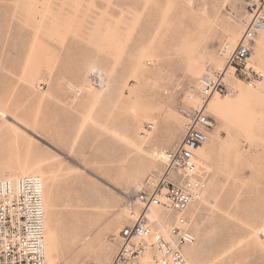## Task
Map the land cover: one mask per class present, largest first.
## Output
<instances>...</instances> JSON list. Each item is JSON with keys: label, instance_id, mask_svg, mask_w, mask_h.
<instances>
[{"label": "rangeland", "instance_id": "374dc122", "mask_svg": "<svg viewBox=\"0 0 264 264\" xmlns=\"http://www.w3.org/2000/svg\"><path fill=\"white\" fill-rule=\"evenodd\" d=\"M247 7L248 0H0V178L42 177L46 264H109L130 221L125 210L140 211L133 185L160 167L154 152L181 137L179 108L194 102L187 95L202 73L223 67L222 47L237 40ZM251 63L264 71V33ZM91 68L108 76L103 89L90 83ZM257 87L213 95L219 115L206 107L215 125L199 152L208 188L190 209L189 264H264ZM147 122L155 130L144 140Z\"/></svg>", "mask_w": 264, "mask_h": 264}, {"label": "built area", "instance_id": "2783aa9c", "mask_svg": "<svg viewBox=\"0 0 264 264\" xmlns=\"http://www.w3.org/2000/svg\"><path fill=\"white\" fill-rule=\"evenodd\" d=\"M249 19L227 58L232 75L254 86L264 72L251 64L253 43L264 33V0H248ZM225 71H210L198 79L195 94L197 107L181 106L183 135L165 151L160 170L144 177L135 188L140 213L132 223L119 231L117 248L109 264H188L184 247L196 237L191 227L190 209L207 189L208 175L196 150L202 147L214 128V119L205 111L207 97L228 93L230 86ZM104 73L92 70L90 83L101 87ZM153 126L147 124L145 136ZM151 207L161 215L151 217ZM264 240V229L260 232ZM44 186L38 175L0 180V264H44L46 253Z\"/></svg>", "mask_w": 264, "mask_h": 264}, {"label": "bare ground", "instance_id": "6f19581e", "mask_svg": "<svg viewBox=\"0 0 264 264\" xmlns=\"http://www.w3.org/2000/svg\"><path fill=\"white\" fill-rule=\"evenodd\" d=\"M249 17H250V15H249V13H248V11H247V13H246V15L244 16V18L245 19H242L241 21H240V24H241V32H240V34L238 35V37H237V40H236V38L235 37H233V36H230V37H228L227 38V40H226V42L224 43V45H223V47H222V51H221V55H227L228 54V56L230 55V53L232 52V50L235 48V46L237 45V42H238V40H239V38H240V36H241V33H242V31H243V29H244V23H245V21L246 20H248L249 19ZM261 34H263V33H261ZM260 34V35H261ZM257 38V37H256ZM255 38V39H256ZM255 41V40H254ZM228 58V57H227ZM227 58H226V61H225V64L223 65V67L221 68V69H216V70H218V71H225L226 69H227V73H226V76L224 77L225 78V80L228 82V84H229V86H230V90H229V92L228 93H224V94H221V93H218V92H214V93H212V94H210L208 97H207V99H206V101H205V111H206V107L207 106H210V108L213 110V112H215V114H217V115H219L221 112H220V109H221V102H220V100H217V101H215L214 99L215 98H211V97H213V95H215V94H219V95H226V94H229V93H233V92H235V90H236V87L239 85V84H242V85H244L245 87H247V88H255V87H257V91L258 92H261V93H264V84H262L263 82H264V78H263V80L261 81V82H259V83H257L256 85H254V86H248L247 84H245V83H243L242 81H240V80H238L236 77H234L233 75H232V69L230 68V67H228V65H227ZM252 64V63H251ZM254 67H257L256 65H254V64H252ZM92 70H98V71H100V72H102L100 69H97V68H91L90 69V71H89V73L92 71ZM261 70V69H260ZM263 71V70H262ZM208 72H210V71H206L205 73H200L201 75L197 78V83H198V79L201 77V76H203L204 74H206V73H208ZM264 72V71H263ZM103 73V72H102ZM105 76H106V80H105V82H104V84L101 86V87H99V89H103L105 86H106V84H107V81H108V76L105 74ZM196 88H197V85H196ZM196 90V89H195ZM187 99L189 100L188 101V103H190L191 102V100H193L194 102H191L190 104H191V107H197V105H198V103L200 102L199 101V98L197 97V95L194 93V94H188L187 95ZM210 99V100H209ZM209 101V102H208ZM208 103V104H207ZM179 115H180V117H181V129H182V135H183V117H182V115L179 113ZM147 124H151L152 126H153V128L145 135V136H142L141 135V133L144 131L143 129H144V127H146L147 126ZM11 125V124H10ZM12 126V125H11ZM16 128V127H15ZM1 129V128H0ZM143 129L141 130V131H139V137L141 138V139H148L151 135H152V133L154 132V130H155V124L153 123V122H147V123H145L144 125H143ZM2 130V129H1ZM8 133V132H7ZM5 134V133H4ZM210 134H211V132L209 133V135H208V139H209V136H210ZM1 135V134H0ZM172 135V134H171ZM182 135H181V137L179 138V140L176 142V143H178L180 140H181V138H182ZM173 136V135H172ZM208 139H207V141H208ZM206 141V142H207ZM205 142V143H206ZM20 143V142H19ZM175 143V144H176ZM174 144V145H175ZM173 145V146H174ZM172 146V147H173ZM156 147V146H155ZM160 147V146H159ZM163 147V146H162ZM203 147V146H202ZM202 147H200V148H198L197 150H196V154H197V156H198V158L201 160V162H202V160L203 161H205L204 159H202V157L200 156V151H201V149H202ZM153 149V148H152ZM155 149V148H154ZM153 149V150H154ZM162 149V148H161ZM157 150H160V149H157ZM163 150V149H162ZM152 151V150H151ZM165 151L166 150H163V151H153L154 152V155L153 156H155V158H156V160L159 162V166L160 167H157V168H154V169H152V170H150L148 173H146L147 175L148 174H150V173H152V172H154L155 170H160L162 167H163V163L165 162V157H164V154H165ZM6 175V174H5ZM29 175H38V174H34V173H27V174H13V175H6V176H4V177H2V178H0V180H2V179H6V178H10V179H12V178H16V177H20V176H29ZM38 176H40V175H38ZM41 177V176H40ZM135 177V176H134ZM42 178V177H41ZM43 180V179H42ZM140 181H138V182H136L134 185H133V187H134V190H135V188H136V186L138 185V183H139ZM43 186H44V183H43ZM207 188H208V183H207ZM206 191H207V189H206ZM206 191H205V193H206ZM205 193H204V195L202 196V198H201V200L199 201V202H202L203 200H204V197H205ZM47 198V197H46ZM194 206V205H193ZM192 207V206H191ZM44 212H45V241H44V248H45V253H46V258H47V245H46V205H45V190H44ZM140 213V211H139V209H133V208H129L128 207V210H125V216H129L130 217V221L127 223V224H130V223H132V221L137 217V215ZM150 215H151V217H155V218H157V217H159L160 215H161V209L159 208V207H151V210H150ZM48 218V217H47ZM73 218V217H72ZM190 218H191V216H190ZM74 221V220H73ZM254 224V223H253ZM264 226V225H263ZM264 229V227H262V228H260V229H258V231H257V236H258V238H259V240L261 241V242H263L264 243V240L262 239V236L260 235V232L262 231ZM54 234V233H53ZM200 241V240H199ZM195 242V241H194ZM193 242V243H194ZM192 243V244H193ZM191 244V245H192ZM187 246H190V245H187ZM187 246H185L184 247V250H187L186 249V247ZM196 249H197V247H196ZM114 252H115V250H114ZM193 253V252H192ZM114 254V253H113ZM186 256V255H185ZM113 257V256H112ZM112 257H111V259H112ZM197 257V256H196ZM195 257V258H196ZM46 258H45V263L44 264H46ZM111 259H110V261H111ZM110 263V262H109ZM188 264H189V262H188Z\"/></svg>", "mask_w": 264, "mask_h": 264}]
</instances>
